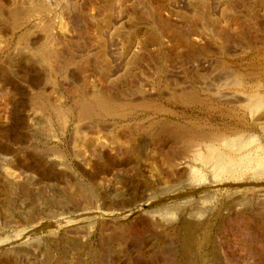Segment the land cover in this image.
Wrapping results in <instances>:
<instances>
[{
    "label": "rangeland",
    "instance_id": "obj_1",
    "mask_svg": "<svg viewBox=\"0 0 264 264\" xmlns=\"http://www.w3.org/2000/svg\"><path fill=\"white\" fill-rule=\"evenodd\" d=\"M18 4L35 10L34 33L27 35L32 47L49 40L44 45L57 55L50 59L53 70L48 62L33 67L26 60L15 73L0 70V264H56L61 258L68 264H183L186 257L189 264H264L260 244L253 243L255 259L241 249V227L249 228L248 237L264 238L253 211L263 207L264 171L230 178L196 159L175 170L167 158H177L181 144L159 127L176 122L234 138L228 130L241 114L243 138L264 147V0H0L1 62L8 54L16 60L24 47L22 30L8 21ZM193 88L203 100L183 101V90ZM44 90L40 99L48 105L28 117L33 95ZM88 90L121 114L80 118L75 94ZM251 95L263 99L262 107L245 108ZM60 117L68 120L66 128ZM35 118L47 128L38 123L32 129ZM35 132L52 154L36 155L42 143L31 138ZM28 174H34L27 190L33 198L18 194L14 209L5 179L22 181ZM53 197L61 205L45 203ZM27 206L30 217L20 210ZM47 207L69 211L52 216ZM244 211L252 218L236 220Z\"/></svg>",
    "mask_w": 264,
    "mask_h": 264
},
{
    "label": "bare ground",
    "instance_id": "obj_2",
    "mask_svg": "<svg viewBox=\"0 0 264 264\" xmlns=\"http://www.w3.org/2000/svg\"><path fill=\"white\" fill-rule=\"evenodd\" d=\"M59 1H61V0H59ZM23 1H21L20 3H22ZM57 2V1H56ZM65 2V1H64ZM17 3V2H16ZM40 4V3H39ZM57 4V3H56ZM66 4V3H65ZM21 5H23V4H21ZM18 7H16L15 9H13V10H11V12H10V14H9V17H8V21H10L11 22V24L12 25H14V27H15V29L16 28H18V29H20V30H22L21 32H22V34H21V32H20V37L18 36V38H22V40H23V43H24V47H20V48H22V50H20V49H18L19 50V55H18V52H17V54L16 55H18V57H17V59L16 60H14L16 57H13V56H9V54L7 55V57H6V59H4L5 61L4 62H1L0 61V70L1 69H4V70H10V71H12V72H17V71H19L21 68H22V63L26 60V61H30L31 62V64H32V66L33 67H35L36 65H38L39 63H41V65L44 67V65H47L48 63L50 64V66L51 65H53V64H51V61H50V59H52L51 57H53L55 54L57 55V52L56 51H54V52H56V53H52L53 51L51 50V49H49L48 47V45L46 46V45H44V42L46 43V42H48V41H44L43 42V44L42 45H39V47L37 46H35V48L34 47H32V44L29 42V39H28V37H30V36H27L29 33H30V27H32V28H34L33 27V24H31V22H30V19H31V13H32V11H34L35 12V10H27L25 7H24V5L23 6H20L19 4L17 5ZM69 6H70V4H69ZM50 7V6H49ZM57 7V6H56ZM8 8V7H7ZM47 8V7H46ZM34 9H36V8H34ZM40 9V8H39ZM52 9V8H51ZM62 10V9H61ZM69 10H70V7H69ZM43 11V10H42ZM92 11V10H91ZM63 12V11H62ZM71 12V11H70ZM44 13V12H43ZM28 14H29V16H28ZM34 14V13H33ZM56 14V13H55ZM75 15V14H74ZM5 16V15H4ZM35 16V15H34ZM199 17V16H198ZM7 18V17H6ZM38 22V21H37ZM161 23V22H160ZM11 25V26H12ZM40 25V24H39ZM168 26V25H167ZM234 26V25H233ZM35 28H36V26H35ZM44 28H46L45 29V31H46V35H48V32H50V30H49V27L47 28V27H44ZM14 29V28H13ZM14 29V30H15ZM17 30V29H16ZM35 30V29H34ZM238 30V29H237ZM44 31V32H45ZM9 32V31H8ZM31 32H33V31H31ZM140 32V31H139ZM16 33V32H15ZM34 33V32H33ZM32 33V34H33ZM44 38V37H43ZM46 38V37H45ZM47 40V39H46ZM51 41L53 42V40L51 39ZM51 41H50V43H51ZM144 41V40H143ZM17 42V41H16ZM18 42H19V40H18ZM39 42V41H38ZM55 42V41H54ZM179 42H180V40H179ZM23 43H21V45H23ZM29 43L31 44V46L29 45ZM42 43V42H41ZM63 43V42H62ZM76 43V42H75ZM39 44V43H38ZM177 44V43H176ZM184 44V43H183ZM61 46V45H60ZM53 49V48H52ZM54 49H56V48H54ZM17 51V50H16ZM76 51V50H75ZM3 52H5V51H3ZM15 53V52H14ZM10 55H12V53L10 54ZM6 56V53L4 54V57ZM71 56V55H70ZM55 57V56H54ZM57 57V56H56ZM58 58V57H57ZM72 59V58H71ZM52 60H54V59H52ZM58 61V60H57ZM57 61H56V64H57ZM46 62H48L47 64H45ZM53 62V61H52ZM59 62V61H58ZM73 62H75V61H73ZM43 63H44V65H43ZM48 64V65H49ZM59 64V63H58ZM62 64V63H61ZM65 64V63H64ZM67 64V63H66ZM72 64V63H71ZM70 64V65H71ZM63 65V64H62ZM56 66V65H55ZM29 67H31V66H29ZM42 67V68H43ZM52 67H54V66H51L49 69L50 70H53L52 69ZM61 67V66H60ZM68 67H69V65H68ZM38 68H39V66H38ZM41 68V67H40ZM65 68V67H64ZM45 69V68H44ZM61 69V68H60ZM67 69V68H66ZM23 70V69H22ZM59 70V69H58ZM230 70V69H229ZM261 70H263V69H261ZM54 71H56V69L54 70ZM235 71V70H234ZM233 71V72H234ZM254 71V70H253ZM31 72V71H30ZM47 72V71H46ZM61 72V71H60ZM23 73V72H22ZM44 73V72H43ZM240 74V73H239ZM261 74V73H260ZM27 75V74H26ZM25 75V76H26ZM63 76V75H62ZM242 76V75H241ZM246 76V75H245ZM248 76V75H247ZM28 77H30V76H28ZM52 77V76H51ZM53 77H55V76H53ZM15 78V77H14ZM40 78V77H39ZM237 78H239L238 76H237ZM242 78V77H241ZM244 78V77H243ZM264 78V77H263ZM46 79V78H45ZM7 83H11V79H9V78H7V79H4ZM8 80V81H7ZM34 80V79H33ZM240 80V79H239ZM235 81V80H234ZM244 81H245V79H244ZM252 81V80H251ZM256 81V80H255ZM24 82V81H23ZM26 82V81H25ZM46 82V81H45ZM52 82V81H51ZM51 82H49V83H51ZM239 82V81H238ZM241 82H243V81H241ZM76 83V82H75ZM160 83V82H159ZM244 83V82H243ZM250 83V82H249ZM260 83V82H259ZM46 84V83H45ZM154 84V83H153ZM165 84V83H164ZM10 85V84H9ZM27 85V84H26ZM28 85H29V83H28ZM81 85V84H80ZM55 86V85H54ZM252 86V85H251ZM257 86H258V83H257ZM256 86V87H257ZM4 87H5V85H4ZM53 87V86H52ZM162 87H165V85L164 86H162ZM40 88V87H39ZM42 88V87H41ZM84 88V90L86 89L85 87H83ZM253 88H255V87H253ZM8 88H1V91L3 90V91H5L7 94H9V92H8V90H7ZM46 89V88H45ZM76 89V88H75ZM79 89H81V88H79ZM119 89V88H118ZM124 89V88H123ZM154 89V88H153ZM194 90H195V88H193ZM36 90V89H35ZM38 90V92H39V89H37ZM74 90V89H73ZM72 90V91H73ZM120 90V92H121V95L122 96H124V91L120 88L119 89ZM253 90V89H252ZM2 91V92H3ZM79 91V90H78ZM172 91H174V90H172ZM184 91V93H183V98H184V100L181 98V100H183V101H188V102H196V101H200V99L202 98L198 93H196V90L195 91H192V89L191 90H189V91H186V90H183ZM183 91H181V92H183ZM186 91V92H185ZM14 92V91H13ZM41 92H43L42 90H41ZM80 92V91H79ZM106 92V91H105ZM119 92V91H118ZM178 92V91H177ZM176 92V93H177ZM180 92V93H181ZM12 93V92H11ZM31 93H32V90H31ZM49 93H51V92H49ZM71 93V92H70ZM107 93V92H106ZM104 94V95H108V93L107 94ZM125 93H128V92H125ZM174 93V92H173ZM172 93V94H173ZM252 93V92H251ZM36 95H33V97H32V106H31V108L33 109V111L31 110V112L29 111V112H27L28 114V117H34L35 115H36V113H37V111H38V107L39 106H41L42 105V103H43V105L45 106H47L48 104L46 103H44V101H42L41 102V96H44V94H45V90H44V93H40V95L39 94H37V93H35ZM171 94V95H172ZM175 94V93H174ZM249 94V93H248ZM13 95V94H12ZM17 95V94H16ZM47 95V94H46ZM49 95V94H48ZM50 95H52V93L50 94ZM103 95V94H102ZM180 95V94H179ZM201 97V98H199V96ZM244 95V94H243ZM243 95H241V96H243ZM257 95H251L250 96V98L251 99H253V100H251L250 101V103H247L246 105H244L245 106V108H247V109H249L250 111L252 110H255V108H257V107H262V101H263V99L262 98H258V96L256 97ZM45 97V96H44ZM49 97V96H48ZM48 97H46V99L48 98ZM50 97H52V96H50ZM108 97V96H107ZM106 97V98H107ZM170 97H172V96H170ZM174 97V96H173ZM204 97V96H203ZM260 97V96H259ZM106 98H104L103 97V99H106ZM174 98H178V97H174ZM174 98H172L173 100H174ZM180 98V97H179ZM207 98V97H206ZM249 98V97H248ZM53 100H55V99H53ZM58 100V99H57ZM75 104H76V107L75 108H78L77 110H78V116L80 117V118H83V120H86L85 118H91V120L93 119V118H101V117H104V116H106V112L108 113L107 115H109V114H116V112H119L117 109H116V107H114L113 106V104L111 103V102H105L104 100H102L101 98H96V96L93 94V93H91V92H89V90L88 91H84V92H82V93H79V94H75ZM73 100V101H74ZM113 100V99H112ZM111 100V101H112ZM177 100V99H176ZM175 100V101H176ZM202 100H203V98H202ZM59 101V100H58ZM106 101H107V99H106ZM205 101V100H204ZM206 101H208L209 102V100L207 99ZM212 101V100H211ZM49 102H50V100H49ZM54 102V101H53ZM117 102V101H116ZM178 102V101H177ZM185 102H184V104H185ZM56 103V102H55ZM173 103V102H172ZM180 103V102H179ZM246 103V102H245ZM36 106H34V105ZM52 103L50 102V105H51ZM58 104H60V103H58ZM73 104V103H72ZM178 104V103H177ZM210 104V103H209ZM213 104V103H212ZM55 105H57V104H53V106H55ZM62 105V104H61ZM103 105H105L104 107H102L101 109H100V107L101 106H103ZM200 105H201V103H200ZM34 106V107H33ZM53 106H51V107H53ZM57 106H58V108H57ZM57 106H55L56 107V110H58V112H59V114L58 115H60V112L62 111V110H60V108H59V105H57ZM72 106V105H71ZM100 106V107H99ZM214 106V105H213ZM61 107V106H60ZM66 106H64V108H65ZM73 107V106H72ZM215 107H217V106H215ZM45 108V107H44ZM43 108V109H44ZM48 108V107H47ZM63 108V109H64ZM69 108V107H68ZM211 108V107H210ZM42 109V108H41ZM53 109H55L54 107H53ZM71 109V108H70ZM70 109L68 110V111H70ZM120 109V108H119ZM51 110V109H50ZM67 110V109H66ZM221 110V109H220ZM2 111V110H1ZM45 111H47L48 112V110H45ZM53 111V110H52ZM72 111V110H71ZM102 111V112H101ZM225 111V110H224ZM242 111V110H241ZM26 112V111H25ZM41 112V111H40ZM63 112V111H62ZM61 112V114L63 115V117L66 115V113L64 114V113H62ZM74 112V111H73ZM189 112V111H188ZM233 112V111H232ZM236 112V111H235ZM245 112V111H244ZM42 113V112H41ZM45 113V115H46V112H44ZM53 113V112H52ZM104 113V114H103ZM50 115H51V113H49ZM49 114H47L46 116H48ZM54 114V113H53ZM68 114V113H67ZM72 114V113H71ZM118 114H121V112H119V113H117L116 115L118 116ZM209 114V113H208ZM231 114V113H230ZM211 115V114H210ZM241 115V114H240ZM239 115V117H238V119H237V121L235 122V124H234V127H232V129L230 128L228 131H230V134H234L235 135V137L234 138H232V136L230 137V138H228V137H226L225 136V133H224V131H219V132H217V131H215L214 132V130L213 131H201V130H192L191 128H189L188 126H186V125H183V124H180V123H176V122H164V123H162V124H160L159 125V127H161V128H164L163 130H165V131H168V133L170 134L171 132L172 133H174V135H173V142L175 143H179V144H181V146L179 147V150H180V152H179V154L177 155V158H175V157H171V155H169V157L167 158V161H168V164L170 165V167H173V168H175V170L177 169H183V171L184 170H186V169H188V168H190L191 166H189L190 165V162H191V160L193 159L194 161H195V159H196V161L198 160V161H200V162H202L204 165H208V166H216L217 167V170L219 171V172H223V175H226V177L227 176H229L230 178H235V177H238L240 174H245V173H248V172H250L251 173V171H256L255 173H257V175H258V172L260 171V173L262 172V170L264 171V147L263 146H261V145H253V143H250L247 139H244L243 137V131H242V129L241 128H243V127H245V118H244V115L243 116H240ZM73 116V115H72ZM121 116V115H120ZM40 117H42V115L40 116ZM53 117V116H52ZM51 117V118H52ZM56 118L57 117H59V116H55ZM62 117V116H61ZM60 117V118H61ZM223 117V116H222ZM230 117V116H229ZM46 119V117H43L42 119ZM67 118V117H66ZM65 118V119H66ZM232 118V117H231ZM59 119V118H58ZM224 119V118H223ZM227 119V118H226ZM245 119V120H244ZM12 120V119H11ZM31 120V119H30ZM46 120H48V119H46ZM88 120V119H87ZM225 120V119H224ZM259 120V119H258ZM33 121L34 122H31V126L30 127H32V129L33 128H36L37 129V127H38V123H40V124H42L43 123V126L41 127V125H40V127H41V129L43 130V127H44V129L45 128H47V126H44L45 125V123H46V121H45V123L44 122H40V119L39 118H35V119H33ZM44 121V120H43ZM49 121V120H48ZM47 121V122H48ZM59 121L61 122L62 121V118H61V120L59 119ZM68 120L66 119V122H64L65 124H67L68 122H67ZM49 123V122H48ZM47 123V124H48ZM52 123V122H51ZM51 123H49V125H51ZM62 123H63V121H62ZM63 123V124H64ZM256 123V122H255ZM46 124V125H47ZM53 124V123H52ZM61 124V123H60ZM65 124H64V126H65ZM30 125V124H29ZM5 126V125H4ZM23 126V125H22ZM63 126V125H62ZM61 126V127H62ZM145 126V125H144ZM152 126V125H151ZM253 126V125H252ZM50 127V126H49ZM149 127H150V125H149ZM27 128V127H26ZM51 128V127H50ZM65 128H66V126H65ZM151 128V127H150ZM153 129V128H152ZM223 129V128H222ZM264 129V128H263ZM25 130H27V129H25ZM28 130L30 131V129H29V127H28ZM161 130V129H160ZM247 130H248V128H247ZM34 131V130H33ZM46 131H47V129H46ZM46 131H44V132H46ZM162 131V130H161ZM161 131H159V133H161ZM77 133V132H76ZM85 133V132H84ZM154 134L153 135V137H154V139H157L158 137V135H160V134ZM166 133V132H165ZM32 134V133H31ZM37 134H38V132H35V133H33V135H32V139L33 140H35L37 143H42V146H41V148H39L38 149V152H35L36 153V155H37V153H40L41 152V154L40 155H43V156H48V154L49 153H51V150L48 152V150H49V148H48V150H47V148L45 147V144H43V142L42 141H40V139L37 137ZM46 134H48V133H46ZM39 135V134H38ZM49 135V134H48ZM48 135H46L47 137H51V136H48ZM51 135V134H50ZM4 136V135H3ZM229 136V135H228ZM250 136V135H249ZM248 136V137H249ZM21 137V136H20ZM81 137V136H80ZM38 138V139H37ZM250 139V138H249ZM253 139V138H252ZM120 140V139H119ZM30 141V140H29ZM105 141V140H104ZM126 142V141H125ZM168 142V141H167ZM254 142V141H253ZM170 143V142H169ZM19 144V143H18ZM18 144H17V146H18ZM48 144V143H47ZM182 144H183V147H182ZM35 146V145H34ZM173 146V145H172ZM176 146V145H175ZM20 147V146H19ZM24 147V146H23ZM27 147V146H26ZM37 146H35V148H34V150H36L37 148H36ZM29 148V147H28ZM53 148V147H52ZM9 149V148H8ZM26 149V148H25ZM112 149V148H111ZM177 149V148H176ZM202 149H204V153H200L201 151H202ZM10 150V149H9ZM12 150V149H11ZM201 150V151H200ZM20 150H18V152H19ZM53 151V150H52ZM54 151H56V150H54ZM127 151V150H126ZM131 152H133L134 154H135V158L138 160L141 156H139V152L137 151V149L134 147V146H132L131 147V150H130ZM21 152V151H20ZM83 152V151H82ZM94 152V151H93ZM177 152V151H176ZM55 153V152H54ZM118 153V152H117ZM168 153V152H167ZM52 154V153H51ZM119 154H120V152H119ZM123 154V153H122ZM169 154V153H168ZM177 154V153H176ZM194 154V155H193ZM18 155V154H17ZM24 155V154H23ZM0 156H1V154H0ZM175 156V155H174ZM9 158H11V157H9ZM26 158V157H25ZM48 158H50V157H48ZM14 159V158H13ZM7 161L9 162L10 161V163H12L11 162V159H9L8 160V158H7ZM15 161V160H14ZM89 161V160H88ZM2 163V162H1ZM107 163V162H106ZM195 163V162H194ZM9 164V163H8ZM37 164V163H36ZM15 165V164H14ZM28 165V164H27ZM193 165V164H192ZM199 165V164H198ZM210 167H208V168H210ZM42 168V167H41ZM169 168V167H168ZM23 169V168H22ZM191 169H193V168H191ZM190 169V170H191ZM197 169H200V167L198 168L197 167ZM171 170V169H170ZM199 171V170H198ZM6 172V171H5ZM29 172V171H28ZM180 172V171H179ZM193 172V171H192ZM195 172H197L196 170H195ZM212 172V171H211ZM22 173V172H21ZM29 173H31V172H29ZM34 173V172H33ZM184 173V172H183ZM190 173H191V171H190ZM197 174V173H196ZM254 174V173H253ZM11 175H13V174H11ZM36 175V174H35ZM39 174L37 173V175H36V177L38 176ZM23 176V175H22ZM33 176H34V174H33ZM33 176H31L30 174H28V175H24V180H22V181H19L18 180V178L17 177H14V178H10V179H8V178H6L5 180V185L8 187V190H10V191H7V192H10L9 194H11L12 196H10V201H11V204H12V207H13V205L15 204V202H16V197H17V195L18 194H24V195H27V198H28V196H30L31 198L30 199H32L33 198V196H32V194L29 192V191H27L28 189H29V184L30 183H32V177ZM76 176V175H75ZM216 176V175H215ZM51 178V177H50ZM0 180H2L1 178H0ZM8 180V181H7ZM33 181H34V179H33ZM36 182V181H35ZM45 182V181H44ZM50 182V181H49ZM192 182V181H191ZM43 183V182H42ZM43 186H45V185H43ZM262 186V185H261ZM46 187H48V185L46 186ZM6 189V188H5ZM4 189V190H5ZM3 190V189H2ZM22 191H23V193H22ZM73 192V191H72ZM48 193V192H47ZM7 195V194H6ZM39 194H36V196H37V198H38V200L40 201V202H42L41 200H40V197L38 196ZM72 195V194H71ZM246 195V194H245ZM257 195V194H256ZM35 197V196H34ZM51 197V196H50ZM251 198V197H250ZM260 198V197H259ZM8 199V200H9ZM252 199V198H251ZM250 199V200H251ZM21 200V199H20ZM52 200V202H50ZM51 200H46V202L45 203H47V204H50V203H56V204H58V205H61V201H59V199L56 197V198H54L53 197V199H51ZM3 201V200H2ZM45 201V200H44ZM249 201V200H248ZM251 201H253V199L251 200ZM251 201H249V202H251ZM260 201V200H259ZM178 202V201H177ZM254 202V201H253ZM63 203V202H62ZM260 203H263V202H260ZM33 204V203H32ZM65 204V203H64ZM180 204V203H179ZM264 204V203H263ZM262 204V206L263 207H261V208H259V207H254L253 208V211H254V214H256V216H257V222H256V224H257V227H258V229H259V231H262V233H263V237H264V205ZM259 205V204H258ZM5 206V205H4ZM30 206V205H29ZM31 206H33V205H31ZM48 207H49V205H48ZM46 208V210H45V212L47 211V213H49L50 215H52V216H58V215H64L63 213H68L67 211H69V210H62V209H60V208H56L57 210H49V208ZM62 207V206H61ZM250 207V206H249ZM7 208V207H6ZM14 209L16 208V207H13ZM66 208H67V206H66ZM17 209V208H16ZM19 209V208H18ZM30 209H32V207L31 208H28V206L26 207V210H23L22 211V209L20 208V210H21V212H26L27 214H28V216H29V212L31 211ZM51 209H54V208H52L51 207ZM159 209V208H158ZM10 210V209H9ZM227 210V209H226ZM50 211V212H49ZM6 212H8V211H6ZM11 212V211H10ZM17 212H19V210L17 211ZM158 212V211H157ZM195 212V211H194ZM198 212V211H197ZM12 213H13V210H12ZM11 213V214H12ZM169 213V212H168ZM10 214V213H9ZM15 213H13L12 215H14ZM21 214V213H20ZM23 214V213H22ZM138 214V213H137ZM170 214V213H169ZM196 214H199V213H196ZM240 214V213H239ZM238 214V215H239ZM49 215V216H50ZM242 216L241 217H239V218H236V220H238V221H242L243 220V216H244V219L245 220H250V218H252V215H251V213H250V215H248V212L246 211H244L243 212V214H241ZM6 216H8V215H6ZM24 216V215H23ZM201 216V215H200ZM255 216V215H254ZM15 217V216H14ZM30 217V216H29ZM28 217V218H29ZM236 217V216H235ZM7 218V217H6ZM9 219H10V217H8ZM17 218V217H16ZM26 218V220L28 221V219H27V217H25ZM66 218H68V216H64V218L63 219H66ZM255 218V217H254ZM12 219V218H11ZM31 221V220H30ZM160 221V220H159ZM232 221V220H231ZM246 222V221H245ZM13 223V222H12ZM126 223V222H125ZM213 223V222H212ZM11 224V223H10ZM247 224V223H246ZM121 225V224H120ZM123 225H125V224H123ZM127 225H129V224H127ZM126 225V226H127ZM146 225V224H145ZM192 225V222L190 221V220H188V221H186L185 222V224L183 225L184 226V228H185V226H186V229L187 228H189L190 226ZM122 226V225H121ZM162 226V225H161ZM236 226V225H235ZM125 227V226H124ZM242 229H244V230H246V231H243V234L242 235H244L245 234V236H244V241L242 242L243 244H241L242 246H241V249H242V252L245 254V256L246 257H250V258H254L255 259V257H256V250H255V248H254V246H253V243H256V245H258V244H260V247H262L263 249H261L262 251H260V250H258V254H263L264 255V238L263 239H261V240H258L257 239V237H253V235L252 236H250V237H248V235H251V231L250 232H247L248 230H249V228H248V230L246 229V228H243V227H241ZM122 230H123V228H122ZM186 231V230H185ZM236 231V230H235ZM239 231V230H238ZM259 233V232H258ZM239 234V233H238ZM240 235V234H239ZM105 237V236H104ZM241 238H243V237H241ZM261 238V237H260ZM105 240V239H104ZM166 241V240H165ZM57 244H59V243H57ZM181 246H185V245H187V242H186V240H181ZM187 246H185V248H186ZM233 251V250H232ZM182 252H183V250H182ZM14 253V252H13ZM6 254V253H5ZM257 254V255H258ZM9 256L10 255H16L17 257H18V255L17 254H8ZM33 255V254H32ZM185 255V254H184ZM67 256V255H66ZM93 256H94V260H92V261H94L95 263L97 262V255L96 254H93ZM261 256V255H260ZM6 257H7V255H6ZM52 257V256H51ZM8 258V257H7ZM187 258V257H186ZM185 258V260H184V262H183V264H189V262H188V259H186ZM264 258V257H263ZM50 259V258H49ZM52 259V258H51ZM65 259V258H64ZM64 259H60V261L58 262V263H56V264H68L67 262H65V260ZM13 260V259H12ZM174 264H179L175 259H174ZM173 262V261H172ZM81 264V263H80ZM97 264V263H96ZM191 264V263H190Z\"/></svg>",
    "mask_w": 264,
    "mask_h": 264
}]
</instances>
